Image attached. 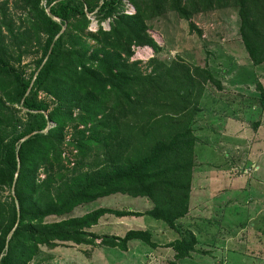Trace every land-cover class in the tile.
Wrapping results in <instances>:
<instances>
[{
  "label": "trees",
  "instance_id": "trees-1",
  "mask_svg": "<svg viewBox=\"0 0 264 264\" xmlns=\"http://www.w3.org/2000/svg\"><path fill=\"white\" fill-rule=\"evenodd\" d=\"M8 1L0 3V264H29L41 246L66 242L101 239L123 251L134 241L157 247L148 230L100 237L90 229L105 215H149L177 229L190 209L193 124L207 86L223 91L224 84L208 67L178 58L152 56L144 67L133 58L136 48L161 51L151 23L168 12L202 33L195 14L235 7L242 45L260 66L264 0H15L20 25ZM93 18L96 30L90 29ZM32 54L38 58L28 73L23 60ZM67 146L72 150L65 157ZM4 190L11 192L5 199ZM115 194L149 197L154 207H100L46 223ZM196 244L189 234L166 246L184 259Z\"/></svg>",
  "mask_w": 264,
  "mask_h": 264
},
{
  "label": "rangeland",
  "instance_id": "rangeland-1",
  "mask_svg": "<svg viewBox=\"0 0 264 264\" xmlns=\"http://www.w3.org/2000/svg\"><path fill=\"white\" fill-rule=\"evenodd\" d=\"M8 2L7 11L20 25L21 10L15 8V0ZM127 6L134 11L130 3ZM192 21L202 33L173 12L155 19L150 33L161 51L145 46L143 51L136 48L133 56L142 60L144 67L156 55L165 62L178 58L206 66L224 84L223 91L213 84L207 86L193 124L197 144L195 168L189 175L187 216L179 218L177 229H172L149 215H105L91 232L100 237H123L131 229L148 230L157 247L134 241L123 251L101 245V239L94 245L66 242L53 248L41 246L29 264H264V64L253 66L250 62L235 7L202 11ZM103 24L108 26V22ZM97 28L93 18L90 29ZM37 58L35 54L24 58L28 73L34 70ZM66 131L69 138L73 130ZM71 150V146L65 147L63 156ZM10 193L1 191L4 199ZM100 207L146 212L154 207V201L115 194L80 205L66 215L50 216L46 223L80 217ZM189 234L197 238L196 251L178 259L166 245Z\"/></svg>",
  "mask_w": 264,
  "mask_h": 264
},
{
  "label": "built area",
  "instance_id": "built-area-1",
  "mask_svg": "<svg viewBox=\"0 0 264 264\" xmlns=\"http://www.w3.org/2000/svg\"><path fill=\"white\" fill-rule=\"evenodd\" d=\"M132 8H133V7H132ZM138 49H139V51H143V50H141V49H142L141 47H139Z\"/></svg>",
  "mask_w": 264,
  "mask_h": 264
},
{
  "label": "water",
  "instance_id": "water-1",
  "mask_svg": "<svg viewBox=\"0 0 264 264\" xmlns=\"http://www.w3.org/2000/svg\"><path fill=\"white\" fill-rule=\"evenodd\" d=\"M134 8V7H133Z\"/></svg>",
  "mask_w": 264,
  "mask_h": 264
}]
</instances>
